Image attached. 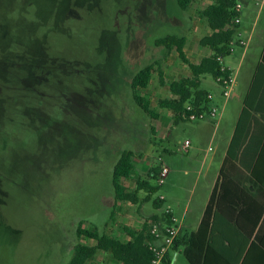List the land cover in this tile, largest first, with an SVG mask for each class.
<instances>
[{
  "label": "rangeland",
  "instance_id": "obj_1",
  "mask_svg": "<svg viewBox=\"0 0 264 264\" xmlns=\"http://www.w3.org/2000/svg\"><path fill=\"white\" fill-rule=\"evenodd\" d=\"M209 2L192 0L182 10L177 0H0V264H68L81 223L105 232L113 168L124 150L137 154L138 165L145 155H162L170 168L162 186L150 179L158 186L153 200L164 195L166 204L147 201L144 212L170 205L180 218L187 209L181 235L196 227L208 188L177 171L194 152L179 143L195 122L180 120L168 138L159 129L155 137L153 126L172 121L158 104L170 95L158 69L170 81L190 68L155 40L176 34L194 43L204 33L198 11ZM194 24L200 30L193 35ZM148 64L156 120L136 104L130 85ZM201 87L221 91L211 74ZM134 175L149 178L146 169ZM113 261L102 253L92 264ZM172 264H188L183 248Z\"/></svg>",
  "mask_w": 264,
  "mask_h": 264
},
{
  "label": "crops",
  "instance_id": "obj_2",
  "mask_svg": "<svg viewBox=\"0 0 264 264\" xmlns=\"http://www.w3.org/2000/svg\"><path fill=\"white\" fill-rule=\"evenodd\" d=\"M209 1L208 4L213 3V0ZM240 1L242 3L241 20L236 32L238 47L227 55L228 59L227 56H223L221 60L222 66L230 70L234 78L232 95L225 98L222 95V89L221 91L206 89L213 95L209 106L219 107L221 115L217 120L191 121L195 123L191 126L189 136L179 143L180 146L185 140H190V150L192 149L194 152L187 157L190 161L178 166L177 171L183 178L194 177L195 188L200 182L203 183V188H208L205 206L196 227L192 228L190 232L199 228L214 190L219 198V206L215 207L212 217V264H264V0L258 2L254 0ZM255 6H260L256 12ZM201 20L204 24L201 28L204 33L194 43L190 37L184 46L187 59L192 63H198L205 56L211 54L208 47H203L199 43L203 36L212 33L208 21L202 17ZM195 24L193 35L200 30L199 26ZM193 38L195 37L193 36ZM174 51L180 58L178 52L175 49ZM177 66H179L178 63ZM181 68L183 67L181 66ZM176 72L174 71V73ZM165 74L167 75V73L164 72V80L168 87L173 80L189 75H181L168 81L169 78L165 79ZM147 88L142 89L141 92L155 108L152 99L147 95ZM200 88H203L201 83ZM170 96L171 91L168 97ZM162 99L164 98L159 101ZM168 110L172 112V121L165 125H153L156 132L155 137L159 129L161 137L168 138L169 130L180 121H176L173 111ZM157 112L160 114L159 110ZM153 119L156 120V118ZM151 147L156 148V144H151ZM163 151L169 150L164 148ZM135 155L136 168L146 169L147 174L153 175L155 174L153 166L158 164V173L160 172L159 157L162 155L152 158L155 162L152 159H146L145 155L143 162L144 160L146 162L139 165L137 154L135 153ZM147 158L150 157L147 156ZM164 164L168 166L165 162ZM168 169L169 174V166ZM135 170L128 178L122 180L127 191L136 188L139 178L136 175L133 176ZM142 193L140 196L144 197ZM166 202L167 197L164 196L162 206ZM143 203L134 204L130 201L116 200L114 191V202L110 216L105 223V233L127 242L131 236L125 231V227L141 230L145 220L151 221L154 215L159 217V221H163V216L167 211L145 213ZM168 207L170 209L167 210H170L169 214L174 217V223L181 235L180 232L185 227L188 210L186 209L181 217L177 218L173 207L170 205ZM81 241L90 245L96 243L95 240L86 237H82ZM178 250H171L169 253L172 262L176 259ZM102 253L106 254L104 251H99L97 255ZM111 258L114 260V264H121L112 256ZM94 259L86 264H92Z\"/></svg>",
  "mask_w": 264,
  "mask_h": 264
},
{
  "label": "trees",
  "instance_id": "obj_3",
  "mask_svg": "<svg viewBox=\"0 0 264 264\" xmlns=\"http://www.w3.org/2000/svg\"><path fill=\"white\" fill-rule=\"evenodd\" d=\"M237 2L238 0H213V3L198 11V15L205 18L212 29V33L203 36L199 42L201 46L208 47L211 54L205 56L198 63L189 62L187 59L184 51L187 36L168 34L155 40V45L158 47L170 51L175 49L180 58L188 63L190 68L188 76L175 79L170 83L171 96L160 100L158 103L159 107L172 110L176 121L187 120L186 117L190 114V111L186 109L187 103L194 106L193 111L195 112L209 108L210 99L208 94L210 92L200 88L203 75L211 74L217 80L220 76L231 74L228 69L222 70L219 57L231 54L230 45L239 28V24L235 23L234 20L238 14L235 10ZM177 3L182 10H187L192 0H177ZM155 63L157 65L161 64L159 59ZM154 70V66L151 64L142 67L133 75L130 85L136 104L151 117L157 118L159 113L151 106L150 100L141 92L142 89L148 87ZM158 73L160 82L165 83L163 70L158 69ZM135 156V153L131 150H124L121 153L113 171V185L116 200L138 204L153 200V195L158 190V186L153 185L150 179H156L158 168L154 169L155 174L149 175V178H139L134 190L127 191L122 180L128 178L135 170ZM141 192L146 193V196L141 197ZM153 204L158 209L162 207V200L156 198L153 200ZM218 206L219 198L216 190H214L199 228L185 235H179L175 239L173 250L182 247L188 264H212V217L215 213V207ZM152 221H159V217L154 215L151 221L146 219L141 230L125 227V231L131 236V239L127 242L121 241L114 235L101 233L97 229H87L81 223L76 229L78 241L73 247V254L68 264H86L93 260L99 251L111 254L121 264H153L156 254L150 246V243L155 240L151 232ZM163 221L167 224H173L169 213L164 214ZM82 237L95 240L96 243L94 245L86 244L81 241ZM171 263L172 260L168 254L162 264Z\"/></svg>",
  "mask_w": 264,
  "mask_h": 264
},
{
  "label": "built area",
  "instance_id": "obj_4",
  "mask_svg": "<svg viewBox=\"0 0 264 264\" xmlns=\"http://www.w3.org/2000/svg\"><path fill=\"white\" fill-rule=\"evenodd\" d=\"M254 1H260V0H254ZM242 7V3L240 0H238L237 4L235 5V10L237 11V16L235 17V23H240V10ZM241 43H244L243 41H240ZM234 39L231 42L230 45V51L232 52L234 50ZM223 56L219 57V60L221 61ZM227 68L222 66V70H226ZM217 83L222 89V95L225 98H228L232 95L233 92V85H234V78L232 74H229L228 76H220L217 80ZM209 99L211 100L213 95L212 93L208 94ZM186 109L190 111V114L187 115V120L194 121V120H203V119H212L217 120L219 116L221 115V110L217 106H209L207 110H202L200 112H195L194 106L190 103L186 104ZM191 148V141L185 140L180 146L179 150L182 152H188ZM159 163H160V172L156 176V181L158 186H162L165 182V178L168 175L169 169L168 166H166L163 162V158L159 157ZM160 200L164 199L163 195L159 196ZM166 213H170V210H167ZM171 220L173 221V224H167L164 221H152L151 223V232L155 237V240L150 243V246L152 250L156 254V258L153 261V264H162L164 259H166L167 255L173 250V245L175 242V239L179 236V229L174 223V217H171ZM170 256V254H169ZM172 264V263H171Z\"/></svg>",
  "mask_w": 264,
  "mask_h": 264
}]
</instances>
